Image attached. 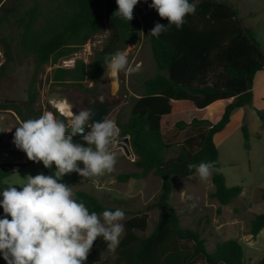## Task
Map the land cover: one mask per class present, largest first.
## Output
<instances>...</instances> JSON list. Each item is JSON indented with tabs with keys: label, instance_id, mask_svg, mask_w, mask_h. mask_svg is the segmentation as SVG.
I'll list each match as a JSON object with an SVG mask.
<instances>
[{
	"label": "trees",
	"instance_id": "trees-1",
	"mask_svg": "<svg viewBox=\"0 0 264 264\" xmlns=\"http://www.w3.org/2000/svg\"><path fill=\"white\" fill-rule=\"evenodd\" d=\"M190 2L196 5V11L186 15L182 28L173 24L159 37L150 36L157 72L144 81L143 94L133 98L128 119L117 121L120 135L130 139L137 156L134 163L140 169L120 173L118 180L127 182L153 173L161 179V190L153 203L123 222L125 230L114 250L113 264H245V249L237 238L218 242L214 252H210L201 233L182 223L171 202L174 190L171 176L192 175L196 169L189 168L190 164L213 161L219 171L212 172L215 190L211 197L221 205H228L244 191L242 186H227L215 138L226 129L236 109L252 103L254 77L264 69V50L232 3ZM117 8L116 0H0V27L13 22L19 28L20 51L35 59L28 104L2 102L0 108H12L22 121L42 115L45 108H36L39 97L36 82L48 64L54 66V83L95 93L110 54L123 51L139 37V19L134 10L133 19L128 21L115 13ZM157 22L167 24L168 19L155 11L152 28ZM105 26L110 35L91 63L78 59L73 68L57 66ZM0 43L9 63L14 57L12 42L2 35ZM89 81L93 82L92 87L85 86ZM194 109H213L218 119L196 117ZM46 110L60 119L66 118L49 103ZM258 114L264 125V112ZM170 128L186 134L178 143V154L166 158V150L174 145L166 140ZM243 131L249 139L246 125ZM13 171V164L0 163V178ZM74 193L90 211L116 210L90 192L79 189ZM156 208L160 211L158 222L146 235L149 211ZM262 229L264 212L251 221L253 235L257 236ZM108 243L102 236L97 237L86 264H104ZM254 264H264V256Z\"/></svg>",
	"mask_w": 264,
	"mask_h": 264
},
{
	"label": "rangeland",
	"instance_id": "rangeland-1",
	"mask_svg": "<svg viewBox=\"0 0 264 264\" xmlns=\"http://www.w3.org/2000/svg\"><path fill=\"white\" fill-rule=\"evenodd\" d=\"M226 1L238 8L239 12H248L245 3L247 0ZM257 1L259 0H248L255 7ZM150 4L151 0H139L138 4L134 6L133 10L139 19V27H137L140 28L139 37L137 41L128 44L122 51L128 58L129 66L138 70L131 73L121 71L119 79L115 83L113 78L108 76L107 67L100 77L99 86L95 92L112 99H123L122 105L108 117L116 123L118 120L125 122L128 119L133 98L143 94L144 81L157 72L150 40V30L156 10L150 7ZM262 31L264 32V20L254 29L255 37H258V34L264 37V34H261ZM0 32H2L0 36L5 35L12 42L14 55L13 60L6 63L4 46L0 43V52L3 53V56L0 54V104L2 102H14L26 106L28 104V89L34 77L35 59L33 56H25L20 51L18 45L19 28L13 22L7 23L4 27L1 26ZM109 35V28L105 26L79 49V60H84L88 64L91 63L96 51L103 48ZM257 39L264 50V38ZM2 66L5 67L2 68ZM53 69L54 66L45 65L44 71L38 75L36 83L39 89V97L36 108H45V112L49 111L46 110L49 103L59 110L56 102L63 101L74 113L83 110L82 101L85 94L89 92L78 86L71 87L54 83L52 79ZM85 86L92 87L93 82L89 81ZM259 97L256 98L255 105H263L264 101ZM251 106L246 107L247 111H245L246 114L243 113V117L237 113L235 121L234 116V127L227 135L220 134L217 136L219 162L226 177V184L229 187L242 186L244 191L241 195L230 204L221 205L218 199L210 195L215 190L212 174L207 179L200 178L197 173L171 176L174 186L171 202L180 214L182 223L197 229L201 233L202 237L206 239L210 252H214L218 242L237 238L245 249V264H254L264 256V229L257 236L251 233L252 219L256 214L264 212V188H262L264 187V127L261 124L259 114L257 115ZM60 113L62 112L60 111ZM193 113L199 118L218 119V114L213 109H194ZM175 117L178 116L172 118ZM240 119L246 125L249 139L245 138L244 131L239 124ZM21 122L22 119L12 108H0V131L9 132L10 141L4 144L7 147L14 145L13 133ZM185 134V131H178L174 128L167 130L166 140L172 141L174 145L166 150L164 154L166 158L178 154L180 150L178 143L183 141ZM73 141L86 144L79 134L73 137ZM122 142H124V138L119 135L110 146V151L116 156V164L111 172L92 177H82L76 172H71L65 174L62 180L70 184L74 192L79 189L90 192L106 206L122 209L125 212L124 219L121 221L123 223L133 213L144 210L149 203L155 201L161 190V179L153 173H149L139 179L133 178L127 182H120L118 180L120 173L140 171L134 163L137 156L132 147L129 145L130 154H128L121 145ZM78 163L83 167L82 162ZM54 170V164L52 168H45L42 161L31 160L29 164L16 165L12 173L0 178V189L7 187L10 183L18 184L25 181L27 175H36L41 172L52 174ZM15 186L20 187L19 185ZM121 200L123 203L117 202ZM159 213L158 208L149 211V227L145 232L146 235L154 230L159 219ZM4 215L6 214L2 209L0 217ZM104 258V264H113L114 250L109 248L104 253ZM0 264H7L2 255H0Z\"/></svg>",
	"mask_w": 264,
	"mask_h": 264
},
{
	"label": "clouds",
	"instance_id": "clouds-1",
	"mask_svg": "<svg viewBox=\"0 0 264 264\" xmlns=\"http://www.w3.org/2000/svg\"><path fill=\"white\" fill-rule=\"evenodd\" d=\"M138 2L116 0L115 13L131 21ZM149 6L168 19L167 24L157 22L150 30L155 37L173 24L177 29L182 28L186 15L196 11L190 0H151ZM258 38L264 37L258 34ZM107 65L108 76L114 81L119 79L121 71L138 70L129 66L122 51L110 54ZM60 111L65 119L46 111L38 118L22 121L14 132L13 143L18 149L30 160L42 161L45 168L54 164L55 170L52 174L27 175L25 181L0 189V206L6 214L0 217V255L7 264H86L97 237L102 236L109 242L108 247L115 250L124 233L122 209L90 211L76 198L72 186L62 180L71 172L82 177L111 172L116 156L110 146L119 137L120 128L106 117L90 124L93 113L88 108L74 113L62 106ZM78 134L86 144L73 141ZM189 168H195L202 179L219 171L213 161L190 164Z\"/></svg>",
	"mask_w": 264,
	"mask_h": 264
},
{
	"label": "crops",
	"instance_id": "crops-1",
	"mask_svg": "<svg viewBox=\"0 0 264 264\" xmlns=\"http://www.w3.org/2000/svg\"><path fill=\"white\" fill-rule=\"evenodd\" d=\"M245 3H246V7L248 8V12H245V13L239 12V15L243 19L246 26L250 27L254 31V29H256V27L259 26L260 22H262V20H264V0L257 1L256 7L252 4H250L248 2V0ZM238 11H239V9H238ZM253 14H255V15H253ZM247 20H249V21H247ZM261 34H264V32L262 31ZM256 38H258V37L256 36ZM258 42H259V40H258ZM253 93H254V97H253L252 103L250 105H246L244 107L236 109L233 112L232 117H231V121L227 125L226 129L223 132L219 133L218 135H220V134H222L223 136L227 135L230 132V130L234 127L233 126L234 116H235V121H236V114L237 113H240L239 116L243 117L242 116L243 113L246 114L245 111H247L246 107L252 105L251 108L254 109V111L257 115H258V111L264 112V109H262V108H264V103H263V105H258V104L255 105V100L259 96H260L259 98H261V100L264 101V69L258 71L254 77ZM240 121H241V119L239 120V124L243 130L244 122H243V120L241 122ZM260 121H261L262 126L264 127L263 121L261 119H260ZM217 136L215 138L216 143H217ZM262 188H264V187H262Z\"/></svg>",
	"mask_w": 264,
	"mask_h": 264
},
{
	"label": "water",
	"instance_id": "water-1",
	"mask_svg": "<svg viewBox=\"0 0 264 264\" xmlns=\"http://www.w3.org/2000/svg\"><path fill=\"white\" fill-rule=\"evenodd\" d=\"M123 103L122 98L111 99L108 96L96 95V94H86L83 98V105L88 109H91L93 115L89 121V123H93L96 121H102L105 117L111 115V113L116 110ZM125 148L126 152L130 154L129 145L130 139L129 137L124 138V142L121 143Z\"/></svg>",
	"mask_w": 264,
	"mask_h": 264
},
{
	"label": "built area",
	"instance_id": "built-area-1",
	"mask_svg": "<svg viewBox=\"0 0 264 264\" xmlns=\"http://www.w3.org/2000/svg\"><path fill=\"white\" fill-rule=\"evenodd\" d=\"M1 55L3 56V53ZM78 59H79V52H76L70 57L61 59L57 64V66H61L64 68H73L75 67ZM0 130H1V123H0ZM9 141H10L9 132L6 130L0 131V163H11L13 164L14 168L16 165H23L28 163L29 159L27 160L26 153L18 149L15 146V144L11 145L10 147L4 145Z\"/></svg>",
	"mask_w": 264,
	"mask_h": 264
},
{
	"label": "bare ground",
	"instance_id": "bare-ground-1",
	"mask_svg": "<svg viewBox=\"0 0 264 264\" xmlns=\"http://www.w3.org/2000/svg\"><path fill=\"white\" fill-rule=\"evenodd\" d=\"M115 83H117V80L115 81ZM56 106L58 107L59 110L61 109L62 106H64L66 111H71L69 109V106L65 102H63V101L56 102Z\"/></svg>",
	"mask_w": 264,
	"mask_h": 264
},
{
	"label": "flooded vegetation",
	"instance_id": "flooded-vegetation-1",
	"mask_svg": "<svg viewBox=\"0 0 264 264\" xmlns=\"http://www.w3.org/2000/svg\"><path fill=\"white\" fill-rule=\"evenodd\" d=\"M86 94H88V93H86ZM86 94H85V95H86ZM89 94H96V95H99V94H97V93H89ZM111 99H112V98H111ZM82 105H83V101H82ZM83 108H87V107L83 105Z\"/></svg>",
	"mask_w": 264,
	"mask_h": 264
}]
</instances>
